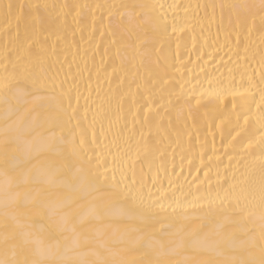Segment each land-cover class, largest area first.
Wrapping results in <instances>:
<instances>
[{"label":"bare ground","instance_id":"bare-ground-1","mask_svg":"<svg viewBox=\"0 0 264 264\" xmlns=\"http://www.w3.org/2000/svg\"><path fill=\"white\" fill-rule=\"evenodd\" d=\"M261 89L264 0H0V258H240Z\"/></svg>","mask_w":264,"mask_h":264},{"label":"snow or ice","instance_id":"snow-or-ice-1","mask_svg":"<svg viewBox=\"0 0 264 264\" xmlns=\"http://www.w3.org/2000/svg\"><path fill=\"white\" fill-rule=\"evenodd\" d=\"M264 93V89H261ZM262 168H264V159L261 161ZM143 214H149L152 212V206L145 204L141 210ZM249 216H253V213H249ZM260 229L258 234L254 229H245L246 232H251L248 238L243 242V255L240 258H231L224 261H218L216 259H188L183 264H264V198L260 205ZM251 222H254V218ZM218 243L228 244L231 246L232 238L224 237ZM159 246V255H164V244L161 241H156ZM184 245L183 238L180 239L178 246ZM74 253V258L71 260L65 259L63 255H52L47 260L29 261L27 259L20 261L16 259H9L6 256L0 258V264H123V262H117L108 258L111 254V249L107 244H101L99 248L93 246V242L89 237L76 236L70 246L66 249ZM83 257H91L86 259ZM149 264H166L164 260L157 259L150 261Z\"/></svg>","mask_w":264,"mask_h":264}]
</instances>
